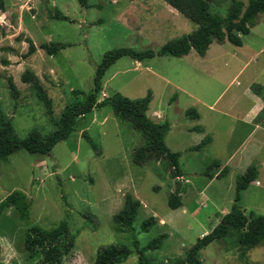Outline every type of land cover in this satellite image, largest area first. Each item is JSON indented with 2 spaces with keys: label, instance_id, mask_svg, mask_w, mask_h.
<instances>
[{
  "label": "rangeland",
  "instance_id": "obj_1",
  "mask_svg": "<svg viewBox=\"0 0 264 264\" xmlns=\"http://www.w3.org/2000/svg\"><path fill=\"white\" fill-rule=\"evenodd\" d=\"M229 1L213 0L210 13H225ZM87 3L88 7H81L77 0H3L0 104L10 116L18 137H25L32 129L42 135L54 129L44 105L29 85L20 80L25 69L36 74L51 99L53 117L58 118L66 104L81 100L92 89L95 66L106 50H155L167 39L195 28L192 21L164 0ZM54 11L67 15L72 22L50 18ZM259 15L262 20L246 38L244 49L227 41L213 42L211 55L204 62L194 50L181 57L155 56L141 62L123 56L104 72L98 100L116 92L138 98L151 91L146 113L155 122L168 120L170 129L164 142L170 150L180 151L182 177L172 178L164 160L134 164L132 153L143 143L142 136L108 105L82 116L69 136L57 142L49 154L18 149L0 160V201L18 189L25 193L29 203L26 222L19 219L13 207L0 213V262L30 264L23 246L25 230L32 225L49 229L63 218L75 235L72 254L64 264H94L97 249L109 244H123L133 250L124 261L115 264H138L132 234L142 247L160 233L167 234L161 247L144 253L151 260L170 264L210 231L219 220L215 215L220 210L218 206L227 201L230 206L233 201L230 180L237 171L225 180L202 175L214 159L216 147L188 149L199 142L198 133L189 129L201 122L189 119L185 110L192 106L201 115H219L226 99L238 93L242 96L245 74L254 72L264 62L263 51L246 64L243 74L235 76L246 62L250 43L264 47V12ZM26 37L37 48L24 57ZM50 41L68 45L48 55L38 46ZM8 77L17 89L13 98L7 89ZM217 96L218 110L211 113L207 104ZM83 133L92 138L98 150L90 146ZM176 181L184 193V203L171 209L166 200ZM257 184L255 181L241 192L239 204L246 214L264 213V182ZM127 193L141 203L131 230L118 227L111 219L122 207ZM204 195L211 199L204 200ZM149 216H154L155 224L148 231L140 230V223ZM198 255L203 264H264V240L240 254L236 232H232L202 248Z\"/></svg>",
  "mask_w": 264,
  "mask_h": 264
},
{
  "label": "trees",
  "instance_id": "obj_2",
  "mask_svg": "<svg viewBox=\"0 0 264 264\" xmlns=\"http://www.w3.org/2000/svg\"><path fill=\"white\" fill-rule=\"evenodd\" d=\"M81 7H88L87 0H77ZM185 18L195 24V28L188 33L167 39L157 49L144 48L134 50L129 47H118L106 50L96 64L92 78V89L84 93L81 100H74L66 104L58 118L53 117L51 99L43 90L38 77L30 69H25L20 80L29 85L36 97L45 107V112L54 125L53 131L42 135L37 130H31L25 137H18L13 129V123L0 104V160H5L18 149H23L30 154L47 155L52 147L59 141L66 139L75 129L79 119L90 113L95 108L110 106L113 113L121 120L129 121L132 127L138 131L143 143L134 148L132 162L142 165L148 160H164L169 174L178 179L182 176L179 167L180 151H172L164 142V137L170 129L168 120L153 121L147 115L152 93L147 90L144 96L129 98L118 92L105 96L98 100L97 95L102 87V77L105 70L117 59L123 56L130 57L138 62L155 56L187 55L192 50L195 54L203 56L213 42L223 43L225 41L232 45H242V35L248 34L250 29L258 22V14L264 12V0H230L225 13H210L209 5L213 0H164ZM3 0H0V9H3ZM50 18H56L72 22V19L60 11H54ZM27 51L23 56L30 55L37 48L34 42L26 37ZM66 43L45 42L40 43L38 48L44 50L48 55L56 54L59 49L64 48ZM7 89L13 98L17 93L15 84L11 77L7 78ZM250 91L264 101V85L259 82L250 84ZM81 93L80 91H75ZM185 115L190 119H197L199 114L194 107H188ZM255 122L264 126V106L255 117ZM190 130L203 132L200 125L193 126ZM85 140L94 150H98L92 138L83 133ZM211 140L210 135L205 134L198 143L191 145L190 150H201ZM220 166L218 159H212L202 175L213 177L212 170ZM228 168L222 166L216 178L226 174ZM258 168L254 163L249 164L245 170L236 175L234 180L233 202L228 212L219 217L216 225L207 233L198 237L197 240L183 253L182 257L174 259L170 264H203L199 258V251L215 240H220L236 232V241L240 254L255 247L264 240V213L250 211L245 213L240 204V195L249 184L257 179ZM176 187L167 195V206L171 209L182 205L180 197V184L176 181ZM140 201L133 198L129 193L125 194L122 207L112 214V221L120 228L131 230L132 222L140 207ZM7 207H13L20 220L26 222L28 219L29 203L23 191L15 189L0 201V213ZM154 216L146 217L140 223V230L148 231L155 224ZM166 233H160L149 240L144 246L139 243L132 234V247L137 255L138 264H163L160 261L151 260L146 256V251L159 249ZM75 235L69 231L65 218L61 219L55 226L44 229L37 225L29 226L24 232L23 246L27 253L30 264H64L71 256L74 247ZM132 248L120 245L100 246L95 255L94 264H115L124 261L131 253ZM0 264H3L0 262Z\"/></svg>",
  "mask_w": 264,
  "mask_h": 264
},
{
  "label": "crops",
  "instance_id": "obj_3",
  "mask_svg": "<svg viewBox=\"0 0 264 264\" xmlns=\"http://www.w3.org/2000/svg\"><path fill=\"white\" fill-rule=\"evenodd\" d=\"M243 2L246 3V1ZM259 20H262V18H260V15L258 14V21ZM256 27V25L253 26L248 34L241 36L242 45L237 46L239 49L245 48L246 38L250 34H253V30ZM212 44H210L206 53H204L203 56H200V60L203 61L209 59L208 56L211 55L210 50ZM249 47V51H247L248 54H246V62L238 68L235 75L236 77L243 74L245 66L250 60L256 59L257 55L264 51V47L260 48L256 43L251 42ZM245 78L247 81L242 96H240L239 93L233 94L230 99H226L224 103L221 104L219 110L216 109L215 106L218 96L215 97L210 104H207L208 110L211 113L217 112L218 110L219 115H201L200 111L197 109L199 117L195 119L200 121L201 124L199 125L203 127V132L196 131L198 133L199 141L205 134H208L211 137L210 142L201 150L215 146V153L212 158L218 159L220 162V166L212 170L213 177L208 178L211 180L214 178L225 180L236 170V174L231 175L232 177L230 180L233 190L236 175L242 173L251 163H254L257 166L258 175L257 179L252 181L249 186L254 185L255 181L256 183L258 181V184L264 182V126L255 122V117L264 106V101L250 91V84L252 82H259L264 85V62L255 69L254 72L245 74ZM192 127L193 125L190 129ZM224 165L228 168L226 174L220 178H216L215 174H217L220 168ZM180 197L183 205L184 202L182 197H184V193L180 192ZM208 198L210 197L204 195L203 199L207 200ZM230 206L229 201H227L226 205L222 202L218 206L220 210H217L215 215L220 217L225 212H228Z\"/></svg>",
  "mask_w": 264,
  "mask_h": 264
}]
</instances>
